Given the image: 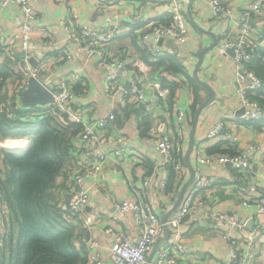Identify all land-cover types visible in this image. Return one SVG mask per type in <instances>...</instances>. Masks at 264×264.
Listing matches in <instances>:
<instances>
[{
	"label": "crops",
	"instance_id": "obj_1",
	"mask_svg": "<svg viewBox=\"0 0 264 264\" xmlns=\"http://www.w3.org/2000/svg\"><path fill=\"white\" fill-rule=\"evenodd\" d=\"M172 1L34 0L37 16L33 21L34 34L30 48L32 58L37 59L44 54L50 58L48 68L45 69V76H42L43 82L48 86L56 83L58 77L63 73L77 70L81 74L82 82L75 86L72 101L84 115L85 120L95 119L110 109L111 103L103 94V83L106 73L112 68L100 64L103 57L121 53L129 66L139 72L146 82L152 83L149 86L151 103L147 109L138 108L129 103L119 106L117 119L108 129L102 148L92 145L94 151L92 156H95L101 149L112 152L100 172L104 179L101 181L87 180L82 184L90 193V203L84 210V214L89 218L85 217L84 219L83 216L76 223L79 230L76 244L81 250V255L86 257L83 264H96L88 257V243L93 240L99 243L98 248L101 249L103 256L102 264H111L109 254L112 237L106 231L108 226L126 230L136 237V226L131 214H127L117 221L113 219L115 215L114 203L117 199L129 198L134 194L135 189H139L144 199L158 212L161 220L164 214H169L178 198L180 183L174 180L172 188L164 190L159 186L158 174L146 189L142 188L143 180L162 159V155L155 146L156 137L164 132H173L176 128L177 110L182 108L191 111L195 99L193 86L187 76L171 70L168 67V61H160V58L156 60L149 53L148 45L154 43L155 36L150 34L147 40H143L142 35H139L149 31L153 21L157 19L169 20L170 17L164 12ZM182 1L185 2L187 10L190 0ZM223 1L230 6V13L215 15L210 0H193L191 8L193 16L203 29H199L191 23L185 43L177 44L170 39L164 42L165 46L176 48V57L184 64L190 75L196 66L200 50L213 41V37L206 30L214 32L219 39L220 33L229 27L233 20L242 18L241 10L248 2L247 0ZM113 16L116 19L111 23L108 22V18ZM64 18L69 20L76 29L82 28V26L100 27L115 23H119L120 27L108 46L104 45L96 54L90 55L87 50L80 48L81 45L75 38L65 39L66 29L61 23ZM21 19L22 17L14 5L0 8V30H13ZM253 19L252 22L257 26H264V14ZM159 44H163V40L159 41ZM64 45L73 51L69 61L57 60L60 49ZM0 62H9L12 68V75L7 78L6 84L11 85L18 76H23L19 57L8 56L0 51ZM199 75L213 86L216 91V101L202 113L196 131V142L202 140L204 132L219 118H226L227 122H230L239 131L238 149L256 142L258 149L254 151L256 163L252 167L251 182L256 183L259 189L256 192H250V194L258 195L264 199V118L260 122L246 124L240 116L236 115L239 105L237 100L239 83L234 57L230 54L218 53L215 47L206 54ZM164 81L177 83L173 95L171 88L168 84H164ZM156 83L160 84L161 89H158L165 92L164 96L159 95L157 87L154 86ZM128 84L129 82L126 80V87ZM5 86H3V91L8 93L9 88ZM120 96L121 94H117L116 98ZM197 96L198 104L207 98V94L202 88L198 91ZM144 118L150 120L151 127L142 133L141 124ZM189 129L190 124L185 128L184 151L188 142ZM31 139L32 136L28 135L2 137L0 134V141L5 146L1 149L22 150L30 144ZM113 150H120V154ZM194 151L191 161L195 165ZM72 166L75 168V164ZM0 168L5 172L8 168L2 158L1 151ZM68 169L63 170L56 177L54 195L58 192H66L71 186ZM203 172L213 178L212 185L204 192L207 197V209L192 213L181 223L179 232L185 250L180 258L183 264H226L228 244L223 231L214 228V221L208 217L209 212L218 210L228 215L236 214L243 220H248L247 223L252 220L250 225L252 227L254 219H256V215H253L255 209L242 204V198L238 193V182L234 178L235 170L232 166L209 164L203 169ZM75 187L79 188L77 184ZM172 215H167V220ZM11 216L10 236L16 242L19 227L17 217L13 213ZM254 251L252 264H264V236L258 240Z\"/></svg>",
	"mask_w": 264,
	"mask_h": 264
},
{
	"label": "built area",
	"instance_id": "obj_2",
	"mask_svg": "<svg viewBox=\"0 0 264 264\" xmlns=\"http://www.w3.org/2000/svg\"><path fill=\"white\" fill-rule=\"evenodd\" d=\"M246 6L241 10V19L233 20L231 25L225 28L219 36L215 46L220 54L228 55V51L234 52L236 63L238 108L244 109L240 116L246 124H253L264 118L263 106L252 94L254 90L264 88V82L250 69L248 63L252 59L255 48L264 45V26H257L250 19L258 18L264 14V0H247ZM215 15L230 13V6L223 0H210ZM14 5L21 21L18 26L10 31L0 30V51L8 56L19 57L22 65L23 76L14 84L9 85V91L13 101L18 107L22 106L23 91L29 86L30 78L36 77L42 83L45 69L48 68L50 58L44 54L37 58V64L31 62V41L34 34L33 21L37 16L34 0H0V8ZM164 14L169 20L157 19L151 23L149 31L140 33L143 40H147L150 34L155 36V41L148 45L151 56L158 60L165 55L176 56V48L164 45L168 39L177 44L187 41L191 29V21L187 15L186 4L182 0H173L166 7ZM115 16L109 17L108 22H113ZM66 29V40L75 38L81 47L92 55L96 54L101 47L108 46L117 35L120 24L104 25L100 27L82 26L76 29L66 18L61 20ZM53 36L51 37V39ZM163 44H159L160 40ZM56 42V41H55ZM78 51V48L76 49ZM73 55L67 45L60 49L57 60L69 61ZM104 67L112 68L105 75L103 94L110 101V109L95 119L85 120L84 115L73 104L74 89L82 82V76L77 70L61 74L56 83L49 88L52 100L44 104H36L34 110L23 118L34 119L35 116L51 114L59 121L65 116L73 123L82 124L81 131L74 138L72 154L74 160L67 166L71 178V186L66 192H58L55 198L67 209V218L77 223L84 216L85 208L90 203L89 190L82 186L87 180H103L100 175L104 162L110 156L111 150L101 149L95 156L92 145L102 148L106 140L108 129L117 119L119 106L126 103L138 108L147 107L151 103L150 82H146L143 76L136 72L121 53L107 55L100 60ZM126 80L129 86L126 87ZM160 96L165 92L160 84H154ZM159 88V89H158ZM117 94H121L116 98ZM11 115L16 116L15 113ZM176 128L173 132L158 134L155 146L162 155L159 164L143 180L142 188H147L159 175V186L165 190L169 180L170 166L175 171V178L181 185L187 180L189 171L183 162L185 128L192 122L191 111L179 108L176 113ZM240 141V133L234 125L227 122L226 118L217 119L203 134V138L195 146V168L197 177L187 188L180 207L167 221L171 228L170 239L162 245L154 255L150 264H183L180 256L185 248L181 241L179 228L181 223L192 213L207 209V197L205 191L212 185L213 178L203 172L209 164H228L235 170L234 178L238 182V193L242 198V204L253 207L256 215L253 226L247 225L248 220L223 211L211 210L208 217L214 221V228L221 229L228 244V256L226 264H252L254 250L258 240L264 236V199L260 196L251 195L259 186L251 182V174L255 161L254 151L258 149L256 142L239 149L238 153L207 151V146L214 143L236 146ZM5 147L0 141V148ZM261 149V148H260ZM120 154V150H113ZM75 164V168L72 166ZM65 169V170H66ZM64 170V171H65ZM0 178L5 179V171L0 168ZM75 184L79 185L76 189ZM56 188V187H55ZM54 188V189H55ZM53 189V192L55 191ZM180 189V188H179ZM114 220H120L127 214L133 216L136 226V237L126 230L108 226L106 231L112 237L109 259L111 264H149L148 256L153 250L158 238L163 235L164 223L160 220L158 212L147 202L139 189L129 198L117 199L114 203ZM11 209L4 191L0 188V254L6 248L10 237ZM253 219V218H252ZM89 260L96 264H102L103 256L99 243L96 240L88 243Z\"/></svg>",
	"mask_w": 264,
	"mask_h": 264
},
{
	"label": "trees",
	"instance_id": "obj_3",
	"mask_svg": "<svg viewBox=\"0 0 264 264\" xmlns=\"http://www.w3.org/2000/svg\"><path fill=\"white\" fill-rule=\"evenodd\" d=\"M163 60L168 61L171 70L186 75L192 84L195 92L191 108L193 115L201 87L176 56L165 55L160 58V61ZM248 65L264 82V45L255 48ZM11 75L9 62H0V134L2 137L28 135L32 139L22 150L0 148L5 165H8L5 179L0 178V188L5 193L11 215L13 213L17 217L19 227L17 241L9 237L6 248L0 254V264H83L86 257L81 255L76 244L78 226L67 218V209L53 194L56 177L74 160L73 140L81 131L82 124L73 123L65 116L59 121L51 114L35 116L34 119L23 118L34 110V106L18 107L10 91H3V86L9 88L6 81ZM20 78L18 76L13 84ZM164 84L169 85L173 95L177 83L164 81ZM252 96L264 109V88L254 90ZM141 127V132L145 133L151 127L150 120L144 118ZM207 151L235 154L239 149L237 145L217 142ZM175 177V171L170 166L165 189L172 188Z\"/></svg>",
	"mask_w": 264,
	"mask_h": 264
},
{
	"label": "water",
	"instance_id": "obj_4",
	"mask_svg": "<svg viewBox=\"0 0 264 264\" xmlns=\"http://www.w3.org/2000/svg\"><path fill=\"white\" fill-rule=\"evenodd\" d=\"M192 4H193V0H190L189 6L187 8V15H188L191 23L200 29L201 27L196 22V20L193 16V13H192V9H191ZM250 20L253 21L254 19L251 18ZM201 29H203V28H201ZM206 31L208 34H210L213 37V41L208 46H206L200 50V52L198 53V61H197L196 66L192 72L193 79L206 92L207 98L205 100L201 101L197 105V107L194 111L193 119H192L190 129H189L187 146H186L184 154H183V162L189 171V176H188L187 180L181 185V187L179 189L178 198H177L174 206L171 208L169 214H164V216H162L161 220L164 223V231H163L164 234L158 238L157 242L155 243V245L153 247V250L150 252V254L148 256L149 264L151 263L154 254L159 250L161 244L164 241H166L170 236L171 228L167 225V221H168L167 217L169 215L173 214L180 207L187 188L194 182V180L197 177V171H196L195 165L191 161V155H192L194 148L196 146V143H197L196 142V131H197V127H198V124L200 122L203 111L216 101V91L214 90L213 86L211 84H209L207 81L203 80L199 75V70L201 69V67L204 63L206 54L208 52L212 51L218 42L217 35L214 32L208 31V30H206ZM160 42H162V40H160ZM228 53L231 56H234V52L232 50H229ZM32 59H34V60H32ZM32 59H31L32 64L36 65L37 64L36 58L33 57ZM128 86H129V84H128ZM22 95H23L22 105L24 107H32V106H35L36 104H44V103H48L52 100V94H51L49 88L44 83H42L39 79H37L36 77L30 78L29 86L23 91ZM243 111H244V109H242V108L239 109L236 112V115L241 116L243 114ZM228 165L231 166V163H228ZM64 208H66V206H64ZM251 224H252V220H250L247 223L248 226H250Z\"/></svg>",
	"mask_w": 264,
	"mask_h": 264
},
{
	"label": "clouds",
	"instance_id": "obj_5",
	"mask_svg": "<svg viewBox=\"0 0 264 264\" xmlns=\"http://www.w3.org/2000/svg\"><path fill=\"white\" fill-rule=\"evenodd\" d=\"M23 106V105H22ZM24 107V106H23ZM190 125H191V123H190Z\"/></svg>",
	"mask_w": 264,
	"mask_h": 264
}]
</instances>
